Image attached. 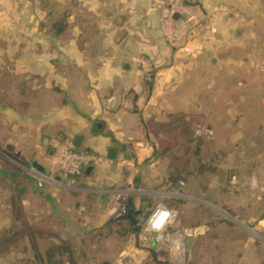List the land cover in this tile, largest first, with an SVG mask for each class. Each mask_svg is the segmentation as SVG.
<instances>
[{
  "label": "crops",
  "instance_id": "crops-1",
  "mask_svg": "<svg viewBox=\"0 0 264 264\" xmlns=\"http://www.w3.org/2000/svg\"><path fill=\"white\" fill-rule=\"evenodd\" d=\"M184 1L191 17H174L172 45L161 25L166 0H0V19H9L0 30V264L74 261L73 238L106 220L117 192L147 211L158 201L149 197L174 196L161 158L165 128L230 120L231 134L245 136L233 146L247 152L264 194L256 175L264 168V0ZM139 58L151 62L148 77ZM60 148L101 160L72 188L39 185L37 174L60 178ZM257 224L264 228V213ZM229 245L209 262L264 264L253 249L264 238L247 251Z\"/></svg>",
  "mask_w": 264,
  "mask_h": 264
},
{
  "label": "rangeland",
  "instance_id": "rangeland-1",
  "mask_svg": "<svg viewBox=\"0 0 264 264\" xmlns=\"http://www.w3.org/2000/svg\"><path fill=\"white\" fill-rule=\"evenodd\" d=\"M8 21L0 19V30L7 29ZM244 122L240 121V126L244 124L240 134L245 135ZM215 125L212 128L195 123L189 129H162L160 144L166 150L161 158L168 161L171 173L175 174L177 169L183 168L181 179L177 180L179 187L174 186V196L164 199L168 201L167 206L172 205L177 211L172 219L174 228L168 230L189 233L187 236L193 237L189 249L186 243L181 249L173 242H151L150 235L144 237L140 226L137 231L131 230L124 209L120 216L112 220L101 219L99 226L82 228L73 238L70 248L74 261L66 264H103L106 260H111L110 264H213L209 262L213 256L221 258L229 253L231 240L241 251H247L246 246L253 239L256 243L262 241L264 228H257V223L264 213V194L257 181L252 184L251 168L246 162L247 152L237 153V148L233 146L234 142L243 145L245 136L231 134L230 120L224 123L218 121ZM187 136H195L194 143H189ZM255 157L251 156L252 159ZM241 158L242 164L236 162ZM11 160L19 163L16 157ZM256 169V175L264 180V168ZM125 194L121 192L127 203L134 202L133 195L131 199ZM257 196H261L259 203L254 199ZM149 199L152 204L153 200L160 198L153 195ZM254 209H258L259 213H255ZM253 249L264 256V248L255 246ZM137 251L144 258L138 262L129 261ZM92 257L95 262H90Z\"/></svg>",
  "mask_w": 264,
  "mask_h": 264
},
{
  "label": "built area",
  "instance_id": "built-area-1",
  "mask_svg": "<svg viewBox=\"0 0 264 264\" xmlns=\"http://www.w3.org/2000/svg\"><path fill=\"white\" fill-rule=\"evenodd\" d=\"M175 15L181 16L183 19H190V11L184 0H166L161 7V25L164 36L166 41L172 45L176 43L177 36ZM138 62L144 74L148 77L151 71V62L143 58H139ZM100 160L101 157L90 151L60 148L57 153V168L60 178L54 179L46 175L37 174L39 177L38 184L41 185L44 180H48L57 186L72 188L75 184V176L84 167ZM125 206L126 201L121 196V192H117L113 203L105 210V218L112 220L120 216L124 212ZM175 214V210L169 208L163 200H158L139 222L141 233L145 235H143L144 237L150 235V240L155 243L173 242L177 245L176 247L184 249L185 239L189 233L184 232L181 234L167 230V225L172 222Z\"/></svg>",
  "mask_w": 264,
  "mask_h": 264
},
{
  "label": "trees",
  "instance_id": "trees-1",
  "mask_svg": "<svg viewBox=\"0 0 264 264\" xmlns=\"http://www.w3.org/2000/svg\"><path fill=\"white\" fill-rule=\"evenodd\" d=\"M186 140L189 142L188 136H187ZM181 169H183V168H181ZM181 169H177L175 174L171 173V172L168 173V181L171 183V185L177 187V180L181 179V175H180ZM134 205L135 204L133 201H129V203L126 202V206H125L126 215L125 216H126L127 222L131 225V230L137 231L139 228L138 227L139 222L141 221L142 218H144L147 215V213L149 211H147V208H146V206H148V205H145L144 208H142V207L137 208ZM168 206H170V205H168ZM170 207L172 209L176 210V208H174L172 205ZM176 213H177V211H176ZM64 251H66L65 246H63V252ZM48 264H61V262L48 263Z\"/></svg>",
  "mask_w": 264,
  "mask_h": 264
},
{
  "label": "water",
  "instance_id": "water-1",
  "mask_svg": "<svg viewBox=\"0 0 264 264\" xmlns=\"http://www.w3.org/2000/svg\"><path fill=\"white\" fill-rule=\"evenodd\" d=\"M174 17H176V15H175ZM111 153H112V150L109 151V156H110V157H113V155H112ZM31 164H32L36 169H38V170H40V171H43L42 167L39 166L35 161H32ZM192 241H193V237H187V238H186L185 243H186V247H187V249L190 248V245L192 244Z\"/></svg>",
  "mask_w": 264,
  "mask_h": 264
}]
</instances>
